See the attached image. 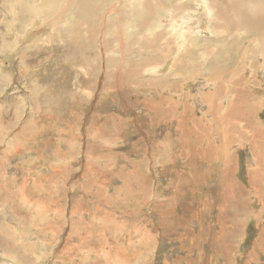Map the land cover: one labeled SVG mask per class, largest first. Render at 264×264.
I'll list each match as a JSON object with an SVG mask.
<instances>
[{"label": "rangeland", "instance_id": "rangeland-1", "mask_svg": "<svg viewBox=\"0 0 264 264\" xmlns=\"http://www.w3.org/2000/svg\"><path fill=\"white\" fill-rule=\"evenodd\" d=\"M77 1L0 0V264H264V27Z\"/></svg>", "mask_w": 264, "mask_h": 264}, {"label": "bare ground", "instance_id": "bare-ground-1", "mask_svg": "<svg viewBox=\"0 0 264 264\" xmlns=\"http://www.w3.org/2000/svg\"><path fill=\"white\" fill-rule=\"evenodd\" d=\"M225 1H227V4L226 5H224V6H221V5H217L215 2H214V7H215V9H216V13H215V17H216V21H217V27H216V29H218V30H221V32L222 33H226V32H229V31H231V30H234L235 28H239V29H241V30H245L246 28H248L249 27V29H250V31H251V33L253 34L254 32H256V34L258 35V33H257V31H261L262 29H263V27H264V14H260V17L258 16V14H257V11H256V9H254V6H253V8H251L252 7V5H247L248 3H249V0H225ZM251 1H253V0H251ZM255 1V0H254ZM78 2H79V6L77 7V10H76V12L75 13H72L71 14V16L72 17H80V19H82V17H83V15H87V14H89L90 13V10H87V9H85V7H86V5H87V1L86 0H84L83 2H80L79 0L77 1V5H78ZM165 2V1H164ZM162 0H152L151 2H150V5L148 6V7H145V9H147V11H150V9H153L155 6H156V3H158V5H157V10H156V12L160 15V13H163L164 12V14H165V3H164ZM246 2H248L247 4H246ZM223 3V2H222ZM250 3H254V2H250ZM249 3V4H250ZM255 4V3H254ZM259 5L260 3L259 2H257L256 4H255V6L256 5ZM244 8H246V11H249L248 12V16H249V19H247L246 17H245V15L242 13L243 11H244ZM262 12V11H261ZM94 15H97V13L96 12H94L93 13ZM166 15V14H165ZM175 12H173V13H170V16L171 17H175ZM214 15V14H213ZM167 16V15H166ZM85 18H87V17H85ZM189 18V17H188ZM191 18V17H190ZM184 22V21H183ZM88 23H89V21H87L86 23H84L83 21L82 22H76V24H74V26H73V29H77V30H82V29H84V28H86V27H88ZM187 24V23H186ZM108 24H107V30H108ZM248 26V27H247ZM117 27H118V24L117 23H114V24H111L110 26H109V29H117ZM200 29H198V28H196V30H193V31H199V30H208V26L206 25V24H204L203 26L201 25L200 27H199ZM91 29V33L92 34H94V32H95V27L93 26V27H91L90 28ZM89 29V30H90ZM198 29V30H197ZM182 32H183V30H182ZM182 32L180 31L179 33H181L182 34ZM263 32V31H262ZM261 32V33H262ZM178 33V34H179ZM77 36H79L78 34H76ZM176 36H177V34H176ZM186 36V35H185ZM189 36V35H188ZM260 36V35H259ZM183 37V36H182ZM254 37V36H253ZM206 38V37H205ZM67 40L69 41V42H72V37H67ZM184 40H185V38H184ZM184 40H183V42H184ZM186 41V40H185ZM147 42L149 43V44H156L157 43V40L154 38V37H150L149 38V41L147 40ZM170 43H172V41L170 40ZM77 47H80L78 44L76 45V48ZM163 47V46H162ZM191 51H193L192 49H190L188 52H191ZM213 51H214V49H213ZM220 54H222V53H219V55ZM178 57L179 56H177V59H176V61H178ZM218 57V56H217ZM85 60V59H84ZM84 60H82V61H84ZM198 60V59H197ZM118 71V70H117ZM118 74H120V73H122L121 71H119V72H117ZM114 77V76H113ZM117 77H119V75H117L116 76V78H115V80L117 81ZM106 78H107V80H109L110 79V77H109V75H108V77L106 76ZM114 79V78H113ZM110 81V80H109ZM119 81V80H118ZM117 81V82H118ZM117 82L115 83V85L117 84ZM111 84V83H110ZM121 85V84H120ZM103 87H105V86H103ZM121 87V86H120ZM119 90H120V88H118ZM215 97V96H214ZM213 97V98H214ZM166 101V100H165ZM211 103H213V101H210ZM156 108V107H155ZM212 110H215L216 109V105H215V103L213 104V107L211 108ZM154 110V109H153ZM148 111V110H147ZM154 112V111H153ZM150 115V114H149ZM154 119H155V117H154ZM153 119V120H154ZM223 119H225V117H223ZM222 119V120H223ZM227 119V118H226ZM218 120V119H217ZM221 120V121H222ZM225 121V120H224ZM224 121H222V122H220V124H223V123H225ZM109 123V122H108ZM219 124V125H220ZM226 124V123H225ZM106 125V124H105ZM104 125V126H105ZM224 125V124H223ZM103 126V127H104ZM234 127V126H232V123L228 126H226V127ZM227 129V128H226ZM225 129V130H226ZM231 129V128H230ZM233 131V130H232ZM232 131H229V129L227 130V132L225 133V134H227V136L229 137V134H230V132H232ZM122 133V132H121ZM224 134V135H225ZM223 135V136H224ZM197 138H199V137H197ZM222 138V137H221ZM104 139V138H103ZM113 139H115V138H113ZM200 139V138H199ZM223 139V138H222ZM221 139V140H222ZM226 141H227V137H224V142L226 143ZM104 143H106V142H104ZM63 144V143H62ZM117 145V144H116ZM95 146H97V145H95ZM100 147V146H99ZM106 147V146H105ZM71 148V147H70ZM114 149V148H113ZM112 149V150H113ZM69 150V149H68ZM145 150V149H144ZM227 153H228V146L227 145H223L222 147H221V149L220 150H215L214 151V153H213V155H214V157L216 158V159H222V156H223V154H224V156L225 155H227ZM15 154H16V152H15ZM90 155H91V153H90ZM13 156V155H12ZM11 156V157H12ZM229 157L232 159V157L229 155ZM228 157V158H229ZM229 158V159H230ZM224 159V158H223ZM226 160H227V158H225ZM221 161V160H220ZM227 163V162H226ZM229 163V162H228ZM139 167V166H138ZM103 169V168H102ZM86 170V169H85ZM89 170V169H88ZM103 170H101V172H102ZM83 172V171H82ZM86 174V173H85ZM14 176V175H13ZM86 179V178H85ZM66 188V187H65ZM52 189V188H51ZM74 211V210H73ZM57 212V211H56ZM75 213V212H74ZM46 214V213H45ZM49 214V213H48ZM50 224V223H49ZM73 224H74V222H73ZM32 225H34V224H32ZM8 229V228H7ZM11 233V232H10ZM31 233V232H30ZM13 234H15V233H13ZM12 234V235H13ZM1 236V235H0ZM45 240V239H44ZM1 244H8L7 243V241H5L4 239H0V245Z\"/></svg>", "mask_w": 264, "mask_h": 264}]
</instances>
